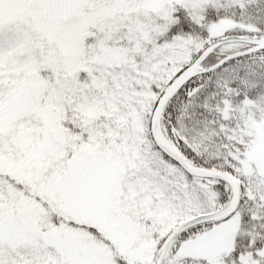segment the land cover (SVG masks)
Instances as JSON below:
<instances>
[{
    "label": "snow or ice",
    "instance_id": "6c2138e0",
    "mask_svg": "<svg viewBox=\"0 0 264 264\" xmlns=\"http://www.w3.org/2000/svg\"><path fill=\"white\" fill-rule=\"evenodd\" d=\"M0 264H264V0H0Z\"/></svg>",
    "mask_w": 264,
    "mask_h": 264
}]
</instances>
